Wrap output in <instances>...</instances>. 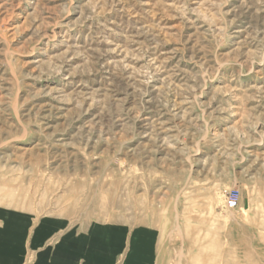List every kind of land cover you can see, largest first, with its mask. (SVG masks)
<instances>
[{
    "label": "rangeland",
    "instance_id": "obj_1",
    "mask_svg": "<svg viewBox=\"0 0 264 264\" xmlns=\"http://www.w3.org/2000/svg\"><path fill=\"white\" fill-rule=\"evenodd\" d=\"M44 215L264 264V0H0V224Z\"/></svg>",
    "mask_w": 264,
    "mask_h": 264
},
{
    "label": "crops",
    "instance_id": "obj_2",
    "mask_svg": "<svg viewBox=\"0 0 264 264\" xmlns=\"http://www.w3.org/2000/svg\"><path fill=\"white\" fill-rule=\"evenodd\" d=\"M161 250L148 226H79L54 215L0 224V264H167Z\"/></svg>",
    "mask_w": 264,
    "mask_h": 264
},
{
    "label": "built area",
    "instance_id": "obj_3",
    "mask_svg": "<svg viewBox=\"0 0 264 264\" xmlns=\"http://www.w3.org/2000/svg\"><path fill=\"white\" fill-rule=\"evenodd\" d=\"M238 191L237 190H232L229 192L228 197L225 201V206L227 209L233 210L237 207L238 203Z\"/></svg>",
    "mask_w": 264,
    "mask_h": 264
}]
</instances>
